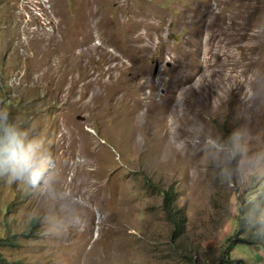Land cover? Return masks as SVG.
Returning <instances> with one entry per match:
<instances>
[{"label": "rangeland", "instance_id": "374dc122", "mask_svg": "<svg viewBox=\"0 0 264 264\" xmlns=\"http://www.w3.org/2000/svg\"><path fill=\"white\" fill-rule=\"evenodd\" d=\"M262 22L264 0H0V107L36 123L84 205L75 227L47 237L17 215L37 196L0 179V239L16 240L0 242V264H180L185 250L219 264L245 202V241L257 243L249 218L264 195L222 184L187 141L193 118L225 136L242 124ZM152 100L168 106L165 123L147 118ZM178 105L189 113L170 116ZM253 127L264 138V118ZM161 191L174 193L180 234ZM230 258L264 264L258 244Z\"/></svg>", "mask_w": 264, "mask_h": 264}, {"label": "clouds", "instance_id": "9594fccd", "mask_svg": "<svg viewBox=\"0 0 264 264\" xmlns=\"http://www.w3.org/2000/svg\"><path fill=\"white\" fill-rule=\"evenodd\" d=\"M260 27L264 29V22ZM246 80L249 87L241 92L238 110L242 124L225 136L219 128H209L193 118L187 144L204 153L222 184H239L264 195V138L254 139L253 127L264 118V67H252ZM182 113L188 114L189 109L178 105L169 115L179 118ZM36 128L35 122L13 117L6 107H0V179L31 190L39 199L37 207L18 212L22 226L39 225L42 235L60 238L76 226L84 205L66 187L65 167ZM253 203L259 206L258 200ZM249 224L252 238L264 245V207L253 213Z\"/></svg>", "mask_w": 264, "mask_h": 264}, {"label": "trees", "instance_id": "16d2710c", "mask_svg": "<svg viewBox=\"0 0 264 264\" xmlns=\"http://www.w3.org/2000/svg\"><path fill=\"white\" fill-rule=\"evenodd\" d=\"M161 194L164 196V207L166 210V213L169 217L170 222L173 225L174 231H173V235H175L176 233L182 232L183 227L185 225V218L181 215H179V213L176 212V210L174 209V205H173V198H174V193L172 191H161ZM258 200V205L253 203L254 208L258 207H264V198L261 199L259 197H256L254 199V201ZM253 201V202H254ZM244 204V205H243ZM241 203L240 206V211H241V217L235 220V224H236V231L234 230V235L232 237H230V241L227 243V245L225 246V248L221 251V257H220V262L219 264H246L243 261H233L230 256L231 253L234 249H248L250 246H253L255 244H258L259 247L262 248V252H264V245L259 244V243H255V242H247L245 241V235L243 233V230L246 228L247 226V213L244 211V209H242V207L246 208L247 204L245 203ZM243 205V206H242ZM6 212H8V209H6ZM235 234H237V237L235 236ZM247 237V236H246ZM180 238V235L179 237ZM0 242L4 243L2 244V246H12L13 244L16 243L15 238H10V237H5L3 239H0ZM186 255H184V258L182 259V262L180 264H192V260H193V253L191 251L185 250Z\"/></svg>", "mask_w": 264, "mask_h": 264}, {"label": "bare ground", "instance_id": "6f19581e", "mask_svg": "<svg viewBox=\"0 0 264 264\" xmlns=\"http://www.w3.org/2000/svg\"><path fill=\"white\" fill-rule=\"evenodd\" d=\"M206 64V63H205ZM212 64V63H211ZM217 64V63H216ZM218 65V64H217ZM216 65H214V67H215ZM219 66V65H218ZM217 67V66H216ZM208 68V67H207ZM219 69H220V67H218ZM205 69V66H204V64L201 62V64H200V68H199V70H197V71H195V73H200V72H202L203 73V70ZM215 69V68H214ZM206 70V69H205ZM213 70V69H212ZM218 70V69H217ZM210 71V70H209ZM223 71V70H222ZM221 71V72H222ZM215 72H217V71H215ZM220 72V71H219ZM200 74V76H201V78L203 77V74ZM208 73V72H207ZM204 74H206L205 72H204ZM209 74V73H208ZM215 74H217V73H215ZM220 74V73H219ZM216 76V75H215ZM218 76V75H217ZM206 77V76H205ZM214 77V76H213ZM210 78H212V77H210ZM208 79V78H207ZM215 79V78H214ZM205 81V80H204ZM209 81V80H208ZM196 86V85H195ZM208 86V85H207ZM187 91H188V93H194L195 91H196V88L195 87H192V86H190L188 89H187ZM168 110V106L165 104V103H162V104H160V103H158V102H156V101H154V100H152V101H150L149 102V104L147 105V114H146V116H147V118L148 119H151V118H154L155 116H157L158 118H156V119H159V121H160V123L161 124H163V123H165V120H166V118H165V115H166V110ZM194 109V108H193ZM157 111L159 112V114H156L157 113ZM192 111V110H191ZM194 111V110H193ZM158 121V122H159ZM141 129V128H140ZM155 153V152H154Z\"/></svg>", "mask_w": 264, "mask_h": 264}]
</instances>
